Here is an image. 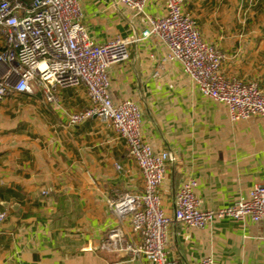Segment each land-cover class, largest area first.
I'll use <instances>...</instances> for the list:
<instances>
[{
    "label": "crops",
    "instance_id": "1",
    "mask_svg": "<svg viewBox=\"0 0 264 264\" xmlns=\"http://www.w3.org/2000/svg\"><path fill=\"white\" fill-rule=\"evenodd\" d=\"M167 0H149L135 13L115 0H77L82 24L97 44L135 39L146 15L162 17ZM201 37L223 55L228 79L257 83L264 91V0H182ZM4 47L0 37V50ZM124 63L107 70L113 103L137 104L140 133L154 151H167L158 189L172 217L174 194L196 183L200 209L218 210L246 199L264 184V121L232 122L225 105L206 99L156 38L132 43ZM46 102L41 88L11 92L0 102V264H151L129 262L100 245L117 219L107 199L138 193L143 178L124 141L97 117L70 124V114L89 106L83 87L58 88ZM116 166L118 168H116ZM120 226L131 242L139 237L127 219ZM167 257L176 264H264V224L230 218L202 229L172 224Z\"/></svg>",
    "mask_w": 264,
    "mask_h": 264
},
{
    "label": "built area",
    "instance_id": "2",
    "mask_svg": "<svg viewBox=\"0 0 264 264\" xmlns=\"http://www.w3.org/2000/svg\"><path fill=\"white\" fill-rule=\"evenodd\" d=\"M115 1L140 14L149 2ZM145 17V26L135 39L115 38L97 44L83 27L77 0H0V37L4 42L0 50V102L11 92L31 94L33 86H38L46 102L53 103L58 88L83 87L89 106L70 114L68 122L77 124L91 117L108 122L124 141L144 182L141 192L107 199L117 225L107 230L100 249L122 255L129 262L144 259L151 264H176L167 257L166 231L170 225L202 229L225 218L264 224V184L254 186L246 199L231 206L203 210L195 198L196 183L187 180L174 194L173 216H166L158 189L167 164L174 158L167 151H154L143 140L137 104L130 100L113 103L108 68L128 60L132 43L156 38L166 49L162 62H178L206 99L226 106L232 122L251 117L264 121V91L257 83L222 74V53L201 37L194 21L183 13L182 0H167L162 17ZM5 218L0 212V222ZM124 219L131 233L139 237L138 243L131 242L121 228ZM198 264L214 263L206 257Z\"/></svg>",
    "mask_w": 264,
    "mask_h": 264
}]
</instances>
